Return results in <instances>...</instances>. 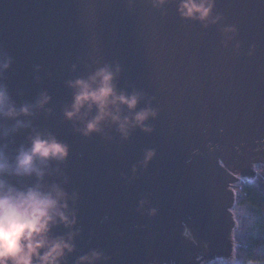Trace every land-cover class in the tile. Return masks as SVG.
Listing matches in <instances>:
<instances>
[{"label":"water","instance_id":"95a60500","mask_svg":"<svg viewBox=\"0 0 264 264\" xmlns=\"http://www.w3.org/2000/svg\"><path fill=\"white\" fill-rule=\"evenodd\" d=\"M177 8L173 0H0V62L11 59L0 84L17 107L50 98L19 118L28 127L13 131L15 121L0 117V147L13 156L35 132L69 146L43 180L67 192L76 216L72 228L50 233L73 234L75 250L61 264L93 251L104 257L95 264H200L188 252L203 247L207 260L232 258L235 176L264 164V0H214L205 23ZM105 65L120 69L118 92L141 94L137 111H157L151 132L135 128L124 139L109 122L84 137L65 119L68 82Z\"/></svg>","mask_w":264,"mask_h":264},{"label":"clouds","instance_id":"9594fccd","mask_svg":"<svg viewBox=\"0 0 264 264\" xmlns=\"http://www.w3.org/2000/svg\"><path fill=\"white\" fill-rule=\"evenodd\" d=\"M167 2L153 0V5L162 7ZM173 2H178L177 12L182 19L201 23L209 19L214 8V0ZM10 65V58L0 62V73L8 70ZM119 71V67L113 71L105 65L87 78L68 82L73 89V102L65 109L64 116L68 121H78L82 125L77 131L84 137L101 133L102 125L109 122L124 139H128L135 128L144 132L153 130L146 127V122L156 118L157 111L151 107L137 111L141 94L117 91L115 79ZM49 100L46 94H41L34 106L24 104L17 107L7 87L0 84V117L15 121L13 131L28 127L19 118L31 116L33 107L43 108ZM124 108L131 115H125ZM93 111L95 115H91ZM68 156L69 146L50 133L35 132L28 138L27 145L20 146L13 156L0 147V264H61L65 254L75 250L73 234L67 238L50 235L58 224L72 228L76 223L75 212L69 210V196L60 185L46 186L43 183L51 164L63 163ZM154 156V151H146L143 166L146 167ZM5 177H34L35 183L18 187ZM101 259H104L102 253L93 251L81 257L78 264H95Z\"/></svg>","mask_w":264,"mask_h":264},{"label":"trees","instance_id":"16d2710c","mask_svg":"<svg viewBox=\"0 0 264 264\" xmlns=\"http://www.w3.org/2000/svg\"><path fill=\"white\" fill-rule=\"evenodd\" d=\"M232 208L236 224L232 232V260H215L205 264H246L264 261V164L257 165L251 177L233 186Z\"/></svg>","mask_w":264,"mask_h":264},{"label":"flooded vegetation","instance_id":"af4514ba","mask_svg":"<svg viewBox=\"0 0 264 264\" xmlns=\"http://www.w3.org/2000/svg\"><path fill=\"white\" fill-rule=\"evenodd\" d=\"M220 253H224L223 250L220 251ZM210 255V251L206 248H202V249H194L193 251H189L188 252V256L191 258V260H193L194 262H198L200 261L201 263H207V262H211V261H215V260H221V259H225L223 257H215L212 260H207V257ZM226 260V259H225ZM228 260V258H227Z\"/></svg>","mask_w":264,"mask_h":264},{"label":"rangeland","instance_id":"374dc122","mask_svg":"<svg viewBox=\"0 0 264 264\" xmlns=\"http://www.w3.org/2000/svg\"><path fill=\"white\" fill-rule=\"evenodd\" d=\"M256 166L257 165H255V166H253V170L256 168ZM237 179H239L238 181H235V182H233V184L235 185L236 183H238L241 179H243L244 177H241L240 175H236L235 176ZM233 190V187L231 188V191ZM233 193H234V191H232ZM231 240H232V237H231ZM232 252H233V247H232ZM222 260V259H221ZM221 260H218V261H221ZM223 260H225V259H223ZM227 260V259H226ZM231 260H232V258H231ZM231 260H228V262L229 261H231ZM201 264H205V263H201ZM246 264H264V261H262V262H249V263H246Z\"/></svg>","mask_w":264,"mask_h":264}]
</instances>
